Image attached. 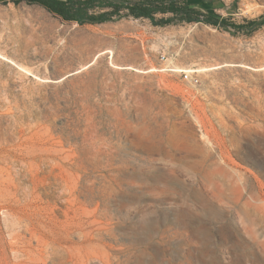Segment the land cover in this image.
<instances>
[{"label":"rangeland","instance_id":"1","mask_svg":"<svg viewBox=\"0 0 264 264\" xmlns=\"http://www.w3.org/2000/svg\"><path fill=\"white\" fill-rule=\"evenodd\" d=\"M232 7L216 13L264 9ZM249 201L264 202V25L0 4V264H264Z\"/></svg>","mask_w":264,"mask_h":264},{"label":"trees","instance_id":"2","mask_svg":"<svg viewBox=\"0 0 264 264\" xmlns=\"http://www.w3.org/2000/svg\"><path fill=\"white\" fill-rule=\"evenodd\" d=\"M19 5L25 1L39 4L64 21L84 24H100L131 15L134 18H149L155 25L178 21L208 22L216 27L235 29L236 32L253 33L264 25V13L245 23L229 21L213 10L216 0H11ZM99 8L102 10L93 11ZM105 8V9H104ZM233 8V7H232ZM230 8V9H232ZM170 13V15H166ZM203 17V18H202Z\"/></svg>","mask_w":264,"mask_h":264},{"label":"crops","instance_id":"3","mask_svg":"<svg viewBox=\"0 0 264 264\" xmlns=\"http://www.w3.org/2000/svg\"><path fill=\"white\" fill-rule=\"evenodd\" d=\"M244 0H216L213 4V10H215L217 13H222L223 11H229L231 10L232 6L235 5V3L240 4ZM246 2H258L261 4V6L264 7V2L261 0H245ZM13 3L11 0H0V4H10ZM264 13V9L262 10V14ZM166 15H170V13H167Z\"/></svg>","mask_w":264,"mask_h":264},{"label":"bare ground","instance_id":"4","mask_svg":"<svg viewBox=\"0 0 264 264\" xmlns=\"http://www.w3.org/2000/svg\"><path fill=\"white\" fill-rule=\"evenodd\" d=\"M253 195V194H252ZM256 196V195H255ZM256 200H258V197L256 196L255 198ZM248 206H250V208L252 209V211L257 215L258 212L260 213L261 215V218L264 220V202H258V201H255V202H248L247 203Z\"/></svg>","mask_w":264,"mask_h":264},{"label":"built area","instance_id":"5","mask_svg":"<svg viewBox=\"0 0 264 264\" xmlns=\"http://www.w3.org/2000/svg\"><path fill=\"white\" fill-rule=\"evenodd\" d=\"M97 10L99 11V10H102V9L96 8L93 11H97ZM161 60H163V61H166L167 60V55L165 53L161 55Z\"/></svg>","mask_w":264,"mask_h":264}]
</instances>
